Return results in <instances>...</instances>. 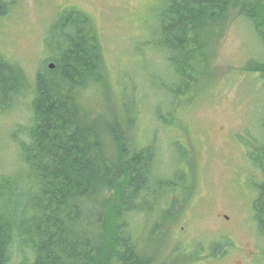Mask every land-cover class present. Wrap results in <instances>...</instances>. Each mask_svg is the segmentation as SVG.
Wrapping results in <instances>:
<instances>
[{"label": "trees", "instance_id": "16d2710c", "mask_svg": "<svg viewBox=\"0 0 264 264\" xmlns=\"http://www.w3.org/2000/svg\"><path fill=\"white\" fill-rule=\"evenodd\" d=\"M157 1L151 36L165 62L163 84L171 98L170 118L157 117L170 124L176 101L203 76L215 24L236 12L264 47V0ZM8 6L0 0V18ZM44 44L49 56L31 77L0 52V110L24 103L28 114L17 159L10 168L0 167V264H155L131 221L141 212H153L162 196L179 192L182 198L166 202L162 213L156 211L161 226L150 232L167 226L165 231H171L175 222L166 218L180 216L189 195L182 183L185 174L155 173L156 141L136 144L128 131L131 118L122 127L87 110L85 90L104 84L105 75L95 27L86 13L75 7L58 11ZM242 71L257 73L264 91V60L249 59ZM260 127L259 145L246 146L248 160L263 170L264 114ZM253 187L252 220L264 242V180ZM227 240L211 243L207 257L223 255Z\"/></svg>", "mask_w": 264, "mask_h": 264}, {"label": "rangeland", "instance_id": "374dc122", "mask_svg": "<svg viewBox=\"0 0 264 264\" xmlns=\"http://www.w3.org/2000/svg\"><path fill=\"white\" fill-rule=\"evenodd\" d=\"M4 1L10 6L0 18V52L28 77L49 56L44 38L52 17L69 7L86 13L95 27L105 75L104 84L85 90L87 110L122 127L131 118L128 131L135 143L156 141L157 174H185L182 183L189 195L180 216L166 218L175 222L171 231H165L167 226L150 232L162 222L159 213L166 202L182 198L179 192L162 196L153 212H141L131 221L155 264H264V242L251 211L253 184L264 180V169L251 164L246 146H258L262 138L264 91L257 73L242 71L249 59L264 60V47L246 22L232 12L214 25L200 82L176 101L174 120L164 124L159 119L170 118L171 98L163 84L165 62L151 36L157 0ZM27 117L24 103L0 110V167L10 168L17 159ZM224 237L223 255L207 257L211 243Z\"/></svg>", "mask_w": 264, "mask_h": 264}, {"label": "water", "instance_id": "95a60500", "mask_svg": "<svg viewBox=\"0 0 264 264\" xmlns=\"http://www.w3.org/2000/svg\"><path fill=\"white\" fill-rule=\"evenodd\" d=\"M48 66H49V68H52V67H53V65H52V64H49Z\"/></svg>", "mask_w": 264, "mask_h": 264}, {"label": "bare ground", "instance_id": "6f19581e", "mask_svg": "<svg viewBox=\"0 0 264 264\" xmlns=\"http://www.w3.org/2000/svg\"><path fill=\"white\" fill-rule=\"evenodd\" d=\"M28 66V65H27ZM155 173H157V172H155Z\"/></svg>", "mask_w": 264, "mask_h": 264}]
</instances>
